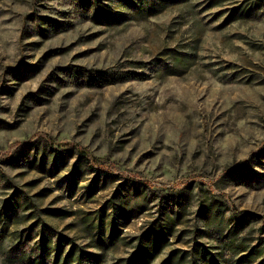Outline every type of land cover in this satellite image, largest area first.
<instances>
[{"label": "rangeland", "instance_id": "374dc122", "mask_svg": "<svg viewBox=\"0 0 264 264\" xmlns=\"http://www.w3.org/2000/svg\"><path fill=\"white\" fill-rule=\"evenodd\" d=\"M155 229L150 264L264 258V0H0V264Z\"/></svg>", "mask_w": 264, "mask_h": 264}, {"label": "trees", "instance_id": "16d2710c", "mask_svg": "<svg viewBox=\"0 0 264 264\" xmlns=\"http://www.w3.org/2000/svg\"><path fill=\"white\" fill-rule=\"evenodd\" d=\"M140 1H144V0H140ZM160 1H162V0H160ZM159 4L160 3H153L151 6H149L148 8H149L150 12H152V10H153L152 6H157V5L159 6ZM250 10L251 9L247 8V9H245L244 12H241L240 15L245 16V14H249ZM88 78H90L89 75H88ZM90 79H92V77ZM105 79L106 78H103L104 81H111L110 83H114L117 80H119V81L127 80V78H123V77L118 76V75L117 76L114 75L112 78H110V80H105ZM96 81H99L98 78L96 79ZM145 234L147 236V239H149V240H151L152 238L154 239L152 244H150L152 250H148L147 248H145V247L141 246V244H139L138 248L135 249V252L128 259H126V264H150V262L159 253V250L165 248L168 235L166 233H164V229L159 234L157 233L156 229L153 232V234L151 233V230H148V232H145ZM160 234L163 238L158 240V236ZM261 248H264V244H263V247H262L261 243H257L256 245H253L248 250V252L246 253V257H250L253 255V257L250 258V260H251V262L254 261L256 259V257L261 256V254L263 252ZM244 250H245V248H241L239 250V252L241 253ZM177 253H180L179 258H185L186 254H187V250L185 251V250L171 249L169 251V254L167 255V257L164 260H162V262H160V264H173V259L177 256ZM197 253L199 255H201V253H203V251H197ZM257 264H264V258H262Z\"/></svg>", "mask_w": 264, "mask_h": 264}]
</instances>
